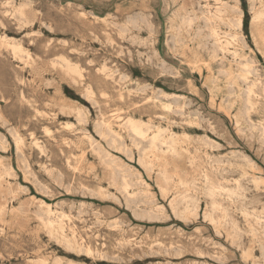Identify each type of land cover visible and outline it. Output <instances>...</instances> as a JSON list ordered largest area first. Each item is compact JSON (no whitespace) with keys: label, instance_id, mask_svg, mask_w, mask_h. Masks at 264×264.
<instances>
[{"label":"rangeland","instance_id":"1","mask_svg":"<svg viewBox=\"0 0 264 264\" xmlns=\"http://www.w3.org/2000/svg\"><path fill=\"white\" fill-rule=\"evenodd\" d=\"M216 2L0 0V264H264V42Z\"/></svg>","mask_w":264,"mask_h":264},{"label":"bare ground","instance_id":"2","mask_svg":"<svg viewBox=\"0 0 264 264\" xmlns=\"http://www.w3.org/2000/svg\"><path fill=\"white\" fill-rule=\"evenodd\" d=\"M220 1V0H219ZM233 2H232V4H230L228 1H224V2H216V0H215V2L216 3H218L216 6H214L213 7V10L211 9V10H208V12L205 14V16H203V17H205V19H206V21L208 22V26H209V34H210V36H212L213 38H214V41H216L215 43H216V47L217 48H220V49H222V48H224L225 47V45H223L222 44V42L219 40V37H218V35H219V31L218 30H220V29H217V23H219V22H224V23H226V24H229L230 26H231V24H233L234 22H235V20H237L236 21V23L238 22V20H240V19H242V18H240V16H238V15H240L239 13V8H238V0H232ZM206 5V4H205ZM250 5H251V9H252V11H253V19H252V30L254 31V32H256V33H258L260 36H261V38H262V40H263V42H264V0H250ZM21 6V5H20ZM207 6V5H206ZM209 6H211V5H209ZM19 7V6H18ZM202 7V6H201ZM206 8V7H205ZM211 8V7H210ZM16 9H18V8H16ZM16 9H14V10H16ZM22 9V8H21ZM19 10V14H20V9H18ZM202 11H203V9H201ZM204 11H206V10H204ZM18 12V11H17ZM22 12V11H21ZM189 12V11H188ZM191 12V11H190ZM185 14V13H184ZM192 14V13H191ZM195 14V13H194ZM23 14L21 13V16H22ZM183 15V14H182ZM242 16V15H241ZM185 17V16H184ZM193 17V16H192ZM180 18H181V16H180ZM189 18H191V17H189ZM202 19V18H201ZM183 21V29H185L186 28V22L184 21V20H182ZM187 21V20H186ZM191 22H192V20H190ZM197 21V20H196ZM204 21V20H203ZM205 21V22H206ZM242 21V20H241ZM241 21H240V24H241ZM180 22V21H179ZM189 22V21H188ZM198 22V21H197ZM181 23V22H180ZM235 23V24H236ZM182 24V23H181ZM189 25H190V23H188ZM192 24V23H191ZM220 24V23H219ZM179 25V24H178ZM188 25V26H189ZM205 25V24H204ZM237 25H239V24H237ZM242 25V24H241ZM240 25V26H241ZM193 26H194V24H193ZM197 26H198V24H197ZM219 26V25H218ZM223 26V25H222ZM175 27V26H174ZM179 27V26H178ZM192 27V26H191ZM206 27V26H205ZM232 27V26H231ZM182 28V27H181ZM181 28H179V30L181 29ZM204 28V27H203ZM208 28V27H207ZM190 29V28H189ZM196 29V28H195ZM202 29V28H201ZM249 29V28H248ZM232 30V29H231ZM185 31V30H184ZM208 31V30H207ZM230 31V30H229ZM234 31H235V29H234ZM233 31V32H234ZM221 32V31H220ZM242 32V31H241ZM188 33V32H187ZM187 33H186V35H187ZM194 33V32H193ZM224 33V32H223ZM225 33H227V32H225ZM231 33H232V31H231ZM230 33V34H231ZM237 33V32H236ZM229 34V33H228ZM235 34V33H234ZM238 34V33H237ZM236 34V35H237ZM240 34V33H239ZM207 35H208V33H207ZM226 35V34H225ZM189 37H190V35H188ZM187 36V37H188ZM198 36V35H197ZM221 36V35H220ZM239 36V35H238ZM241 36V35H240ZM6 37V36H5ZM231 37H233V36H231ZM230 37V38H231ZM236 37V36H235ZM234 37V38H235ZM7 38H9V37H7ZM7 38H5V40L7 39ZM192 38V37H191ZM190 38V39H191ZM195 38H196V36H195ZM229 38V39H230ZM3 38H1V40H2ZM189 39V38H188ZM197 39H199V38H197ZM192 40V39H191ZM237 40V39H236ZM239 40V39H238ZM4 41V40H3ZM9 41V40H8ZM8 41H6V42H8ZM14 41V40H13ZM186 41V40H185ZM184 41V42H185ZM224 41V40H223ZM228 41V40H227ZM241 41V39L239 40V42ZM5 42V43H6ZM230 42V41H229ZM235 42V41H234ZM263 42H262V44H263ZM233 43V42H232ZM6 44H8V43H6ZM187 44V43H186ZM225 44H226V42H225ZM228 44V43H227ZM11 46L12 44H8V46ZM229 45V44H228ZM234 45V44H233ZM232 45V46H233ZM238 45V44H237ZM13 46V45H12ZM15 46V45H14ZM185 46H187L186 48L188 49V45H185ZM229 46H231V45H229ZM231 46V47H232ZM20 48H21V46H19ZM18 47V51L17 52H22L23 50L22 49H20ZM239 47V46H238ZM14 47H12V49H13ZM15 48H16V46H15ZM14 48V49H15ZM20 49V50H19ZM22 50V51H21ZM11 51H13V50H11ZM16 50H14V52H15ZM228 51V50H227ZM19 52V53H20ZM195 52V51H194ZM184 53V52H183ZM233 53V55H234V51L232 52ZM264 53V52H263ZM17 54V53H16ZM195 54V53H194ZM196 55V58L195 59H197V54H195ZM236 55V54H235ZM194 57V56H193ZM233 57H235V56H233ZM64 59V58H63ZM62 58H61V61L63 60ZM190 59V58H189ZM194 59V60H195ZM65 60V59H64ZM64 62V61H63ZM66 63H67V60L65 61ZM191 62V61H190ZM65 63V64H66ZM191 63H193V62H191ZM64 64V63H63ZM68 64V63H67ZM71 63H69L67 66H69ZM248 66V65H247ZM70 67V66H69ZM69 67L67 68V70H70L69 69ZM249 67V66H248ZM72 68H74V70H76L75 69V66L74 67H72ZM70 72H73V70H71ZM243 75H244V73H243ZM242 76V75H241ZM244 77H246V75L244 76ZM256 82H258V81H256ZM255 82V83H256ZM260 82V81H259ZM252 83V82H251ZM251 83H250V85H251ZM254 83H252V85H251V88L253 89V87L252 86H254L253 85ZM261 84V83H260ZM256 86V85H255ZM263 86H264V84H263ZM251 88L250 87H248V90L247 91H245L246 92V100L248 101V102H250L251 104H249L250 106L252 105V101H250L251 99H250V94H251ZM264 90V89H263ZM89 91V90H88ZM254 92V91H253ZM253 95H255V94H253ZM257 96H258V94H257ZM256 97V96H255ZM245 98V97H244ZM247 103V102H246ZM248 105V104H247ZM249 106V107H250ZM253 106V105H252ZM251 106V107H252ZM253 107H255V106H253ZM252 107V108H253ZM246 109H248V107L246 108ZM251 109V108H250ZM248 111H250V110H248ZM79 114V113H78ZM128 118V117H127ZM126 120V119H125ZM137 120V119H136ZM127 121V125H128V127L131 129V131H133V133H136V134H139V136H140V134H142L143 132H142V128L145 126H143L142 127V124H141V122H140V120L138 119V121H135V119L133 120V119H130V117H129V119H127L126 120ZM125 121V122H126ZM143 122V121H142ZM149 122V121H148ZM106 123V122H105ZM144 123V122H143ZM126 124V123H125ZM145 124V123H144ZM104 125V124H103ZM151 124H149V126H150ZM105 126V125H104ZM103 126V127H104ZM107 126H108V124H107ZM127 127V126H126ZM146 127V126H145ZM112 128V127H111ZM147 128V127H146ZM158 128V127H157ZM264 128V127H263ZM114 129V128H113ZM145 129V128H144ZM105 130V129H104ZM160 130V129H159ZM166 130V129H165ZM165 130H163V131H165ZM262 130H264V129H262ZM111 131V130H110ZM162 131V130H161ZM104 133V132H103ZM106 133V132H105ZM158 133H162V132H158L157 131V134ZM170 133H172V132H170ZM117 134H118V132H117ZM166 134V133H165ZM144 135H147V134H145L144 133ZM143 135V136H144ZM159 135V134H158ZM172 135H174V133L172 134ZM264 135V134H263ZM262 135V136H263ZM107 136V135H106ZM116 136V135H115ZM137 136V135H136ZM142 136V135H141ZM152 136H156V135H152ZM152 136H148L149 137V139L152 137ZM111 137V136H110ZM117 137V136H116ZM120 137V135L118 136V138ZM147 137V138H148ZM156 137H158V136H156ZM161 138H162V136H160ZM170 137H172L171 135H170ZM170 137H169V139H170ZM144 138V137H143ZM142 138V139H143ZM146 138V137H145ZM144 138V139H145ZM154 137H152L151 139H153ZM173 138V137H172ZM112 139V138H111ZM110 139V140H111ZM132 139H133V137H132ZM140 139H141V137H140ZM167 139H168V137H167ZM177 139L178 138H175V140L177 141ZM159 140H160V138H159ZM165 140V139H164ZM163 140V141H164ZM171 140V139H170ZM175 140H174V142H175ZM158 141V140H157ZM162 141V140H161ZM154 142H156V139H155V141L154 140H151L150 141V148H149V151L150 152H152L153 154L152 155H154L155 157V159L156 160H158L159 158H162V160H165V159H163V157H164V152H163V154H162V150L160 151L161 152V154L163 155V156H160V153H159V155H158V153L157 152H155V151H158L157 149H156V146H155V143ZM173 142V143H174ZM178 142V141H177ZM16 143H18V141L16 142ZM158 143V142H157ZM160 143V142H159ZM166 143V142H165ZM173 143H171V144H173ZM160 146H162L161 144H159ZM170 145V144H169ZM173 145H175V144H173ZM173 145H171L172 146V148L170 149V150H172V152H175L176 150H175V148L177 147V146H173ZM176 145H178L177 143H176ZM136 147V146H135ZM169 147V146H168ZM138 148V147H137ZM164 148V147H163ZM145 149V148H144ZM148 149V148H147ZM177 149V148H176ZM167 150H168V148H167ZM169 151V150H168ZM140 152V151H139ZM146 152H147V150L145 151V153H143L144 155L146 154ZM169 153V152H168ZM177 153V152H176ZM166 154H167V151H166ZM143 155V156H144ZM147 155V154H146ZM169 155H170V153H169ZM167 155H165V157H166ZM146 157H148V155L146 156ZM145 157V158H146ZM143 158V157H142ZM147 159V158H146ZM146 159H145V161H146ZM151 159H152V157H151ZM150 159V160H151ZM155 159H154V163H155ZM144 160V159H143ZM143 160H142V162H143ZM159 161H161V159H159ZM153 162V161H152ZM144 163V162H143ZM146 163H147V161H146ZM156 163H157V161H156ZM164 163V162H163ZM149 164H151V163H149ZM153 164V163H152ZM161 164V163H160ZM159 164V165H160ZM154 165V164H153ZM164 165H166V164H164ZM146 166H147V164H146ZM163 166V165H162ZM151 167H153V166H151ZM157 167V166H156ZM158 169V168H157ZM160 171V170H159ZM164 171H166V169L164 170ZM161 172V171H160ZM162 173V172H161ZM207 173V172H206ZM160 174V173H159ZM163 174H166V173H163ZM202 174H203V172H202ZM207 175V174H206ZM161 176V175H160ZM162 176H164V181H165V175H162ZM204 177H206V176H204ZM124 178V177H123ZM167 180V179H166ZM205 180H206V178H205ZM207 181V180H206ZM125 183V182H124ZM127 184V183H126ZM210 187V186H209ZM126 188H124V190H125ZM164 190V189H163ZM208 191H210L211 193L213 192V187L211 186L209 189H208ZM1 193V192H0ZM5 207V206H4ZM2 209H6V208H1L0 210L2 211ZM5 210H3V212H4ZM51 221H53V220H51ZM58 222H59V220H58ZM56 223V220H55V223H53V222H48L47 221V224L49 225V228H51L52 230L53 229H55L56 228V231H57V229H59V228H61V223ZM61 222V221H60ZM46 224V225H47ZM61 229H63V227L61 228ZM61 229H59V230H61ZM63 232V231H62ZM54 233H56V232H54ZM53 233V234H54ZM51 234H52V232H51ZM60 235V234H59ZM62 236V235H61ZM63 237H65V236H63ZM63 237H62V239H63ZM67 237H65L64 239H65V241L68 239H66ZM69 241V240H68Z\"/></svg>","mask_w":264,"mask_h":264}]
</instances>
